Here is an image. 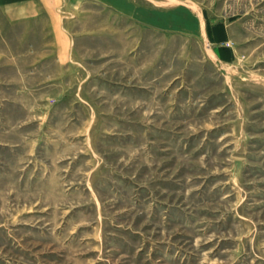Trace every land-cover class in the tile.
Segmentation results:
<instances>
[{
  "label": "rangeland",
  "instance_id": "obj_1",
  "mask_svg": "<svg viewBox=\"0 0 264 264\" xmlns=\"http://www.w3.org/2000/svg\"><path fill=\"white\" fill-rule=\"evenodd\" d=\"M122 4L0 0V264H264V0Z\"/></svg>",
  "mask_w": 264,
  "mask_h": 264
},
{
  "label": "crops",
  "instance_id": "obj_2",
  "mask_svg": "<svg viewBox=\"0 0 264 264\" xmlns=\"http://www.w3.org/2000/svg\"><path fill=\"white\" fill-rule=\"evenodd\" d=\"M97 2L103 3L104 5H108V6H113V8H115V10H119V12L123 11V4H122V0H95ZM41 3H43V5L45 7H48L49 10L53 9L52 7L57 6V0H40ZM122 5V7H121ZM47 8V10H48ZM130 14H132L136 18H139L141 22L145 23L146 26L148 25H153L154 23V13H153V9L152 8H148V6H144L142 5H132V3L128 5V8ZM51 14V12H49ZM201 25V22H200ZM210 35L217 37L218 39L221 38L222 35H225L226 37L229 36V29L228 27L224 28V26H220V24L218 26L213 27L210 30ZM222 39V38H221Z\"/></svg>",
  "mask_w": 264,
  "mask_h": 264
}]
</instances>
